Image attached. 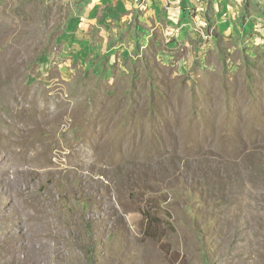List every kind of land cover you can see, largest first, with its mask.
<instances>
[{"label": "rangeland", "instance_id": "1", "mask_svg": "<svg viewBox=\"0 0 264 264\" xmlns=\"http://www.w3.org/2000/svg\"><path fill=\"white\" fill-rule=\"evenodd\" d=\"M127 8L0 0V264H264V19Z\"/></svg>", "mask_w": 264, "mask_h": 264}, {"label": "crops", "instance_id": "2", "mask_svg": "<svg viewBox=\"0 0 264 264\" xmlns=\"http://www.w3.org/2000/svg\"><path fill=\"white\" fill-rule=\"evenodd\" d=\"M84 2V13L75 21V29L80 34H86L88 30L93 29L94 25H99L97 19L104 20L102 24V33H108L110 27L108 21L117 15L116 7H122L124 11H128L127 5L132 2L142 9H148L151 12L163 11L171 20V31L178 27L179 30H187L192 28L195 33V28L192 27L196 17L201 19L206 25L205 16L209 15L218 17V25L226 37L237 36V32L243 29L245 32L255 27L258 19H264V7L257 5L262 1L259 0H80ZM196 12V13H193ZM197 18V19H198ZM244 18L246 22H242ZM97 21V22H96ZM92 25L91 27H88ZM106 26V28H105ZM88 27V28H87ZM74 28V25H73ZM86 29V30H85ZM73 40H71L72 43ZM70 43V41L68 42ZM80 46L82 45L79 42ZM84 45V44H83ZM95 44H90L89 49Z\"/></svg>", "mask_w": 264, "mask_h": 264}, {"label": "built area", "instance_id": "3", "mask_svg": "<svg viewBox=\"0 0 264 264\" xmlns=\"http://www.w3.org/2000/svg\"><path fill=\"white\" fill-rule=\"evenodd\" d=\"M135 1H137V2H138L139 0H135Z\"/></svg>", "mask_w": 264, "mask_h": 264}]
</instances>
